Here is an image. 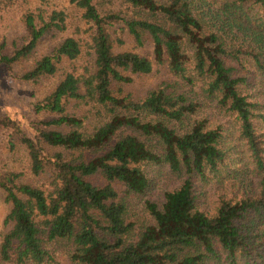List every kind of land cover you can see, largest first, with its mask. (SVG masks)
<instances>
[{
	"label": "trees",
	"instance_id": "obj_1",
	"mask_svg": "<svg viewBox=\"0 0 264 264\" xmlns=\"http://www.w3.org/2000/svg\"><path fill=\"white\" fill-rule=\"evenodd\" d=\"M28 1L0 0V10ZM69 3L85 40L66 35L15 72L66 29L65 11L26 7L21 37L0 43L8 75L59 76L32 105L30 136L0 115L5 148H21L28 175L45 177L35 185L0 169V264H57L58 251L70 264H264V0ZM125 37L148 41L152 57L122 49ZM153 64L173 79L139 98L127 92ZM207 104L230 122L198 117ZM165 166L178 186L133 217L127 200ZM214 178L227 193L208 201L202 188Z\"/></svg>",
	"mask_w": 264,
	"mask_h": 264
},
{
	"label": "rangeland",
	"instance_id": "obj_2",
	"mask_svg": "<svg viewBox=\"0 0 264 264\" xmlns=\"http://www.w3.org/2000/svg\"><path fill=\"white\" fill-rule=\"evenodd\" d=\"M30 10L40 9L45 12L50 11H65L67 13L66 29L63 33H55L53 37L46 39L38 48L35 53L27 60L14 66L15 72H20L23 68L27 67L37 59L41 54L46 53L53 45L59 40L63 39L66 35L79 36L86 39L85 25L79 17V11L69 3V0H45L43 3H39L37 0H29L26 4H16L7 10H0V43H6L8 45L12 40H18L22 35V27L19 21V16L25 8ZM122 49H130L136 53L144 54L151 58V46L148 41H145L142 46L135 47L131 39L124 38V45ZM6 49H8L6 47ZM82 54L77 60V64L81 65L87 60L86 56L87 46L85 44L81 47ZM171 79L170 74L167 72L164 66L153 64L152 70L144 75H139L133 78V83L129 84L125 90L131 93L134 97L143 96L149 89L156 87L161 83H167ZM59 81V76L56 75L51 78L41 79L37 83L33 84L30 81H25L8 75L3 66L0 64V115H7L12 119H15L24 131L30 136V124L34 119L32 105L38 99L45 96L53 86ZM209 104L205 105L202 109L201 115L198 117L206 116L211 120L222 122L228 120L230 117L219 113L217 110L212 109ZM93 120H89L86 124L90 127L93 124ZM228 124H224L222 127H226ZM234 157V152L231 154ZM25 157L21 148H16L14 151H8L5 148L4 137L0 133V169H15L24 173V179L31 184L41 185L45 180V177H31L28 175L25 169ZM233 168L237 165L230 164ZM150 180L149 189L143 194L137 197H130L127 200L131 215L138 219H144L147 217L145 209V201H154L161 198L164 191L176 188L182 176H177L176 173L169 171L166 166L162 167L160 171L156 167H151L148 171ZM94 183H100L101 180L98 177L92 179ZM228 186V184H227ZM116 190L119 194L122 192V188L117 186ZM205 191L208 201L215 198L220 192L222 194L226 192V186L223 183H216L215 178L210 180L202 188ZM211 197V198H209ZM207 201V202H208ZM7 211V204L3 202V195L0 191V231L3 228L2 219ZM56 253L57 264H70L67 261L65 255L58 251Z\"/></svg>",
	"mask_w": 264,
	"mask_h": 264
}]
</instances>
